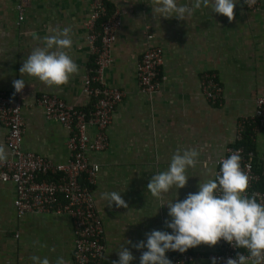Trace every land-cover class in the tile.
I'll return each instance as SVG.
<instances>
[{"label":"crops","instance_id":"0c3cea01","mask_svg":"<svg viewBox=\"0 0 264 264\" xmlns=\"http://www.w3.org/2000/svg\"><path fill=\"white\" fill-rule=\"evenodd\" d=\"M18 1L0 0V90L13 88L14 80H25L20 92V146L61 163L67 158L66 132L58 122L43 116L35 97L54 94L74 106L88 105L81 80L90 64L83 27L89 0H23V18L16 23L14 5ZM106 2L109 11L118 12L120 23L102 79L119 89L122 97L105 129L106 147L89 154L99 166L91 191L102 228L101 264L117 261L121 245L134 256L130 264H140L141 253L147 249L138 251L132 244L146 243L145 234L153 230L172 231L164 224L170 220L168 207L161 204L174 199L176 191L173 202L183 201L189 193L198 192L199 182L214 179L213 159L232 144L236 120L251 113L254 97L264 95V0H258L254 10L237 0L231 22L210 7L202 6L185 21L175 17L155 20L151 0ZM177 4L192 7L194 0H177ZM65 27L72 29L73 44L68 51L78 73L59 89L21 76L23 60L40 43L32 33L43 38L52 29ZM149 44L160 47L162 64L157 89L146 95L137 88L135 72L140 53ZM204 72L213 74L220 90L214 103L199 90ZM251 133L254 169L260 173L257 188L264 194V130ZM4 135L0 125L3 145ZM187 148H195L200 156L197 165L187 169L186 186L173 187L164 201L152 197L147 190L151 177L168 168L177 149ZM112 191L121 193L127 209L115 204L109 207L100 199L101 193ZM13 197L14 185L0 181V264H33V255L47 257L50 264H56L59 257L74 264L69 217L48 210L16 216ZM187 251L192 254L190 264H212L208 254L217 251V246L202 244Z\"/></svg>","mask_w":264,"mask_h":264},{"label":"built area","instance_id":"2783aa9c","mask_svg":"<svg viewBox=\"0 0 264 264\" xmlns=\"http://www.w3.org/2000/svg\"><path fill=\"white\" fill-rule=\"evenodd\" d=\"M239 1L249 10L258 6V0L252 6L246 5L244 0ZM14 9L18 23L23 18V0L15 3ZM119 23L118 12L107 11L105 0H89V13L83 27L90 66L81 80V92L88 99L86 107L68 104L54 94L41 93L35 97V104L42 110L43 116L58 122L66 132L64 146L67 158L64 162L55 164L21 148L20 92L17 93L14 87L0 90V125L5 128L4 145L8 152L7 161L0 164V181H9L14 185L12 206L16 216L48 210L69 217L74 264H101L103 255L101 222L91 191L97 163L89 159V154L106 147L105 129L113 107L122 97L119 89L106 85L102 79V72L110 63V45ZM161 64L160 47L149 44L141 51L135 72L140 92L150 95L157 89ZM199 90L207 101L214 103L217 100L220 90L212 73H202ZM245 126H249L251 131L264 130V95L254 97L251 113L236 120L232 144L213 159L214 178L221 159L240 150L243 157L241 169L249 176L247 194H259L257 200L261 202L264 194L255 186L259 173L254 169L253 151L235 145ZM88 128H92L91 134ZM216 246L217 251L208 254L211 259L216 258V264H226V260L236 258L237 253L248 254L245 249L233 248L223 240ZM166 257L171 264H190L192 254L188 251H166Z\"/></svg>","mask_w":264,"mask_h":264},{"label":"clouds","instance_id":"9594fccd","mask_svg":"<svg viewBox=\"0 0 264 264\" xmlns=\"http://www.w3.org/2000/svg\"><path fill=\"white\" fill-rule=\"evenodd\" d=\"M237 0H194L192 7L178 5L177 0H151L153 19H169L185 21L195 10L210 7L211 12L227 17L229 22L234 19V7ZM248 6L256 0H244ZM71 27L63 30L52 29L51 34L43 38L32 33L33 39L39 41V46L33 48L19 69L21 76L36 78L46 87L67 85L70 78L78 73V65L74 62L69 51L72 47ZM17 93L25 87V80L20 78L13 81ZM200 156L195 148L177 149L172 155L168 168L154 174L147 190L157 200L164 201L165 196L175 187L176 190L186 186L189 176L188 168H194ZM8 153L0 144V164L7 161ZM242 155L235 150L226 159H221L220 168L214 179L198 185L197 193H189L183 201L177 198L162 203L167 205L168 217L165 220L167 231L153 230L146 233V243L139 241L132 244L136 250L147 249L140 256V264H171L165 256L166 251L186 252L200 245L215 246L220 240L233 248H242L247 255L237 253L236 258H228L226 264H264V201L258 202L259 194H247L249 176L241 169ZM99 166L97 165V170ZM100 199L107 206L113 204L117 208H128L121 193L103 192ZM126 230V229H125ZM119 259L112 264H130L134 259L132 253L121 245L117 252ZM33 264H50L47 257H30ZM56 264H66L63 257L57 258ZM216 264V258L212 259Z\"/></svg>","mask_w":264,"mask_h":264},{"label":"trees","instance_id":"16d2710c","mask_svg":"<svg viewBox=\"0 0 264 264\" xmlns=\"http://www.w3.org/2000/svg\"><path fill=\"white\" fill-rule=\"evenodd\" d=\"M105 5H106V9L107 11H109V9L107 8V2L105 0ZM90 66V64H89ZM251 129L249 126H245L244 130L242 131L241 133V137H240V140L237 141L235 143V145H239V146H242L244 149H251L250 148V142H249V136L251 135ZM255 164V163H254ZM254 168H255V165H254ZM256 171V170H255ZM259 173V172H258ZM260 174V173H259ZM260 176V175H259ZM258 184V182H257ZM257 184L255 185L257 187Z\"/></svg>","mask_w":264,"mask_h":264}]
</instances>
